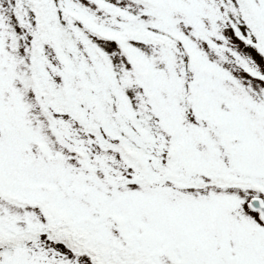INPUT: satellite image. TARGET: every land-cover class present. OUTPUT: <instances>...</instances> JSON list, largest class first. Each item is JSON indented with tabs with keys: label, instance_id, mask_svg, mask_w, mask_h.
<instances>
[{
	"label": "snow or ice",
	"instance_id": "snow-or-ice-1",
	"mask_svg": "<svg viewBox=\"0 0 264 264\" xmlns=\"http://www.w3.org/2000/svg\"><path fill=\"white\" fill-rule=\"evenodd\" d=\"M0 264H264V0H0Z\"/></svg>",
	"mask_w": 264,
	"mask_h": 264
}]
</instances>
